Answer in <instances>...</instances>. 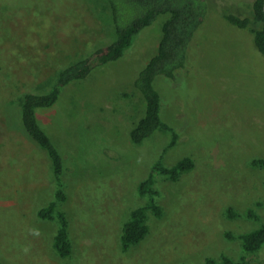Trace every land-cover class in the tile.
I'll return each mask as SVG.
<instances>
[{
	"label": "rangeland",
	"instance_id": "1",
	"mask_svg": "<svg viewBox=\"0 0 264 264\" xmlns=\"http://www.w3.org/2000/svg\"><path fill=\"white\" fill-rule=\"evenodd\" d=\"M254 0H207L210 13L189 47L186 71L158 77L161 118L177 132L157 130L136 145L130 131L145 105L132 81L155 53L159 16L125 55L69 85L39 123L64 160L72 253L52 249L56 223L37 211L55 191L47 154L25 133L20 103L27 92L47 93L60 69L114 39L102 0H0V260L4 264H205L224 255L233 264H264V245L242 250V233L264 224V56L251 29L225 14L252 17ZM261 25L255 26L259 28ZM166 149V151H165ZM163 156L194 168L177 181L157 176L160 218L128 251L120 233L129 212L145 203L137 186ZM228 208L238 216L229 218ZM248 208L259 216L246 217ZM225 232L236 238L228 239ZM244 257V260L241 258Z\"/></svg>",
	"mask_w": 264,
	"mask_h": 264
},
{
	"label": "trees",
	"instance_id": "2",
	"mask_svg": "<svg viewBox=\"0 0 264 264\" xmlns=\"http://www.w3.org/2000/svg\"><path fill=\"white\" fill-rule=\"evenodd\" d=\"M105 2L114 30V39L93 50L88 56L60 69L47 93L27 92L20 103V122L28 137L47 154L55 191L53 198L37 211L38 218L56 223L52 240V249L60 258L72 253L69 232V220L61 205L67 200L64 189V160L61 152L39 123V111L53 107L61 93L69 85L84 80L99 66L121 59L133 45L134 38L145 28L150 27L159 16L166 19L160 28L155 53L147 61L132 81V86L143 99L145 113L130 131L132 143L139 145L151 137L157 130L171 133L166 149L175 145L178 135L175 129L161 118L162 102L155 81L158 77L175 80L187 70L189 47L196 32L206 21L210 9L207 0H102ZM264 0H254L252 17H240L225 14L224 18L232 25L253 31V41L260 54L264 56ZM261 25L259 28L255 26ZM165 149V151H166ZM161 156L150 167L146 177L137 186V193L144 197L145 203L133 208L121 227L119 237L123 251L140 243L149 232L148 214L162 217L163 209L158 203V191L155 188L156 177L164 176L177 181L181 175L191 171L195 164L191 157H184L173 165L166 166ZM251 166L264 170V158L256 157ZM229 218L238 216L228 208ZM246 217L257 220L259 216L253 208H248ZM228 239L236 238L231 232H225ZM242 250L254 254L264 245V224L259 228L237 236ZM244 260V257L241 258ZM0 264H4L0 260ZM205 264H233L232 260L222 256L220 261L206 258Z\"/></svg>",
	"mask_w": 264,
	"mask_h": 264
},
{
	"label": "crops",
	"instance_id": "3",
	"mask_svg": "<svg viewBox=\"0 0 264 264\" xmlns=\"http://www.w3.org/2000/svg\"><path fill=\"white\" fill-rule=\"evenodd\" d=\"M190 63L188 64V67H189Z\"/></svg>",
	"mask_w": 264,
	"mask_h": 264
},
{
	"label": "water",
	"instance_id": "4",
	"mask_svg": "<svg viewBox=\"0 0 264 264\" xmlns=\"http://www.w3.org/2000/svg\"><path fill=\"white\" fill-rule=\"evenodd\" d=\"M263 10H264V6H263Z\"/></svg>",
	"mask_w": 264,
	"mask_h": 264
}]
</instances>
